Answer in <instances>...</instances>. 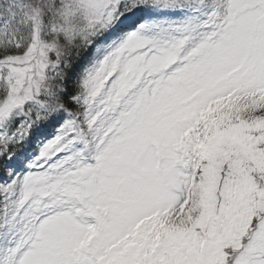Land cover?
<instances>
[{
    "label": "snow or ice",
    "instance_id": "1",
    "mask_svg": "<svg viewBox=\"0 0 264 264\" xmlns=\"http://www.w3.org/2000/svg\"><path fill=\"white\" fill-rule=\"evenodd\" d=\"M0 264H264V0H0Z\"/></svg>",
    "mask_w": 264,
    "mask_h": 264
}]
</instances>
